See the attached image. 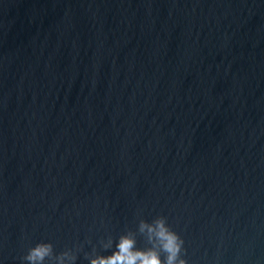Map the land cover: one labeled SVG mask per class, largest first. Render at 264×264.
<instances>
[{
    "label": "water",
    "instance_id": "1",
    "mask_svg": "<svg viewBox=\"0 0 264 264\" xmlns=\"http://www.w3.org/2000/svg\"><path fill=\"white\" fill-rule=\"evenodd\" d=\"M161 217L187 264H264V0H0V264L166 261Z\"/></svg>",
    "mask_w": 264,
    "mask_h": 264
},
{
    "label": "clouds",
    "instance_id": "2",
    "mask_svg": "<svg viewBox=\"0 0 264 264\" xmlns=\"http://www.w3.org/2000/svg\"><path fill=\"white\" fill-rule=\"evenodd\" d=\"M147 230L149 239H157L164 252L167 253L166 261H162L155 248L147 250L135 249L136 241L132 236L122 235L116 245V251L108 256L93 258L90 264H187L181 257L184 241L174 231L163 217L158 218L154 225L141 222L140 230ZM110 246L106 245V247ZM55 257L56 264H64L65 257H69V264H75V257L67 252L56 255L51 242H39L29 248L23 257L28 264H44L46 258Z\"/></svg>",
    "mask_w": 264,
    "mask_h": 264
}]
</instances>
